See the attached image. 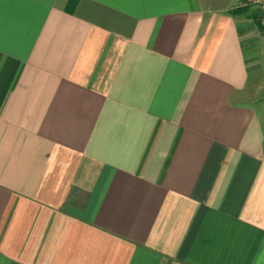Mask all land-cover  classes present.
<instances>
[{"label":"crops","instance_id":"crops-1","mask_svg":"<svg viewBox=\"0 0 264 264\" xmlns=\"http://www.w3.org/2000/svg\"><path fill=\"white\" fill-rule=\"evenodd\" d=\"M238 8L0 0V264H264Z\"/></svg>","mask_w":264,"mask_h":264},{"label":"rangeland","instance_id":"rangeland-1","mask_svg":"<svg viewBox=\"0 0 264 264\" xmlns=\"http://www.w3.org/2000/svg\"><path fill=\"white\" fill-rule=\"evenodd\" d=\"M227 2H233L236 4L237 7L243 8V5L245 3V0H225ZM247 15L249 17H247ZM238 20L240 23V28L242 29V35L244 36V50L246 52V55L249 54V50L251 48V55L253 58V64L256 66H259V69L257 74L254 72V65H249V72H250V86H254L255 83L258 81L260 82V79H264V34L259 26V23L257 21L256 13L248 9V11L245 13L244 17L241 15H238ZM249 42H247V39ZM250 44V46L248 45ZM258 91V89L256 90ZM259 97L264 98V85L261 90L258 91ZM249 104L255 108L258 113L262 117L263 115V109L259 104L249 102Z\"/></svg>","mask_w":264,"mask_h":264},{"label":"built area","instance_id":"built-area-1","mask_svg":"<svg viewBox=\"0 0 264 264\" xmlns=\"http://www.w3.org/2000/svg\"><path fill=\"white\" fill-rule=\"evenodd\" d=\"M243 8H248L256 13L257 21L264 34V0H245Z\"/></svg>","mask_w":264,"mask_h":264},{"label":"trees","instance_id":"trees-1","mask_svg":"<svg viewBox=\"0 0 264 264\" xmlns=\"http://www.w3.org/2000/svg\"><path fill=\"white\" fill-rule=\"evenodd\" d=\"M248 11L246 8H238L234 11L235 14H244Z\"/></svg>","mask_w":264,"mask_h":264}]
</instances>
